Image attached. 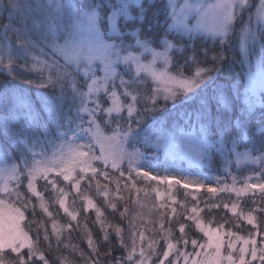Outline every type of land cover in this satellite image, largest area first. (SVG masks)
I'll list each match as a JSON object with an SVG mask.
<instances>
[{"label":"snow or ice","instance_id":"snow-or-ice-1","mask_svg":"<svg viewBox=\"0 0 264 264\" xmlns=\"http://www.w3.org/2000/svg\"><path fill=\"white\" fill-rule=\"evenodd\" d=\"M83 3L81 10L72 0H46V3L41 0H7L6 4L0 0V20H7L0 25V73L15 79L13 73L17 67L22 72H34L40 76L39 81L25 83H36L37 89H51V95L40 93L42 111L47 113L48 121L41 120L30 105H24V123L19 129L11 127L17 119L15 116L5 117L0 122V134L9 137L15 148L14 156L0 155V264H51L39 247L40 229L45 225L37 223L35 240L29 235L35 221H29L24 227L21 225L31 205L29 193L38 198L40 208L51 215L35 184L43 180L45 186L51 185L54 192L63 193L64 190L57 187L56 179H50L52 173L62 177L63 181L72 182L77 191L88 172L92 174L89 179L96 180L98 189L100 181L96 177L102 176L115 183L117 192L122 180L126 181L125 188L129 184L135 188L137 179L169 184L174 181L185 189H199L204 185L160 177L152 174L151 169L159 167L161 152L165 162L183 156L202 164L208 161L210 167L215 149L223 158L233 185L236 177L230 171L232 163L239 166L243 161L252 166L259 165V172L248 179L262 182L246 181L242 188L233 186L231 190L240 196L259 189L261 200H264V111L260 112L258 122H253V109L261 103L258 94L264 93V0H258V8L250 0H215L214 3L183 0L180 4L176 0H163V7H158L156 0H98L96 3L83 0ZM5 10L6 17L3 15ZM253 10L259 25L256 29L251 27ZM245 13L249 18L248 26H244ZM190 17L196 19V24L191 27L188 25ZM236 21L243 27L240 48L245 59L242 63L249 64L245 84L246 108L225 123L221 117L227 102L216 85L223 52L211 56L212 66L202 67L201 64L209 58V50H201L195 41L207 34L214 41L219 39L223 48ZM161 28L164 29L162 33L158 31ZM173 33L179 37L175 44L168 40ZM142 34L144 39L140 38ZM128 36L134 43H125ZM155 46H162L165 50L157 51ZM257 51L259 63L253 72L249 57ZM169 52L177 58L174 64ZM146 54L152 57L149 64L142 62ZM157 58L163 60L162 69L157 68ZM17 61L24 63L17 65ZM170 64L175 68L174 75L168 67ZM193 67L194 75L185 77V71H191ZM121 68L123 71L119 70ZM142 73L150 76L157 86L149 89ZM161 100L165 105L172 101L171 109L166 110H181L178 121L169 126L163 117L152 116L151 122L145 125L146 117L161 108ZM213 103L217 108L215 113ZM5 111L12 110L6 107ZM100 119L105 127H111L110 135H105L98 122ZM213 132L220 136L215 142L210 139ZM85 137L87 139L81 143ZM54 141H59V145ZM46 145L59 150L52 159L38 160L37 157H45L43 148ZM241 146L242 151L239 150ZM37 147L42 151H35ZM229 157H235V160H229ZM149 158L156 163L145 169L143 162ZM109 168L118 173V177H110ZM215 191V188L208 187V192ZM102 194L108 195L107 185ZM84 199L85 211L96 208L92 199L87 196ZM252 203L256 206L244 219L255 231H250L247 237L231 230L222 233L223 225L217 228L207 226L199 218L197 207H193L192 215L185 219L192 221L203 236L189 238L186 224L180 223L175 242L169 228L159 250L160 240L154 237L148 240L145 249L146 237L141 231L137 251V233L131 223V246L123 241V229L115 226L117 246H110L109 235L104 232L103 242L109 245L104 250V264H252L257 260L264 264V232L253 215L256 212L264 216V206L255 198ZM59 207L71 220L77 219V213L70 212L65 206V199H59ZM111 207L115 209L116 205L113 203ZM231 210L235 214V204ZM126 212L127 209L121 216ZM96 213L99 218V208ZM192 226L187 225L188 228ZM68 227L71 228V224ZM52 229L59 243L56 223L52 224ZM225 235L230 239L225 241ZM257 236L260 237L259 247ZM43 239L49 241L46 230ZM238 243L241 246L237 253ZM87 244L91 250L85 257L87 264H101L100 246L90 234ZM189 245L192 251H188ZM73 251H76L75 246ZM80 254L84 257L83 252Z\"/></svg>","mask_w":264,"mask_h":264},{"label":"trees","instance_id":"trees-1","mask_svg":"<svg viewBox=\"0 0 264 264\" xmlns=\"http://www.w3.org/2000/svg\"><path fill=\"white\" fill-rule=\"evenodd\" d=\"M76 1L78 4H81L78 0ZM5 3H7V0H5ZM156 3L158 7H162L160 1H156ZM161 20H163V16H161ZM4 21L5 20H0V25H2ZM13 23L15 24L16 22L13 21ZM158 31L162 33L164 29L161 28ZM141 38H145L143 34L141 35ZM168 39L176 43L179 37L170 34ZM231 41L233 46H230L234 47L235 41L230 39L228 44H230ZM195 44L200 48L198 40L195 41ZM217 52H223L224 59L220 65H223L222 67L225 69L224 66L228 60L224 55L226 50L217 48L216 53ZM176 59V56H173L174 63L176 62ZM201 60H203V57H201ZM22 63L24 62H16L17 65ZM28 63L31 64L32 61L29 59ZM180 63H183V61L181 60ZM209 65L212 66V62L208 64L207 61H204L201 64V66L204 67ZM15 72L16 73H13L15 79H12L6 74L0 73V122H2L5 117L15 116L17 119L13 121L11 127L13 129H19L21 124L24 123V105H30L34 113H39L41 120L48 121L49 118L47 113L42 111L40 93L46 92L51 95V89H37L36 83H25V81L28 80L38 82L40 76L37 73L28 71L22 72L18 69ZM217 79L218 77H216V80ZM5 86H7V88H5ZM148 86L149 89L152 88L150 84H148ZM209 92L211 94V90H209ZM230 102L231 101L228 99V106L221 117L225 123H227L231 117H234L245 110L244 105L236 100H233L232 103ZM160 104L161 108L159 110L146 117L145 125L151 122L152 116H155L157 119L163 117L169 126L174 125L178 121V114L181 113L179 108L174 111L166 110L171 109L172 101H169L167 105H165L164 101L161 100ZM6 107L10 108L12 111H5ZM212 111L214 113L217 111L215 103L212 104ZM261 111H264V109H260L257 112L254 111V124L258 122ZM99 122H102L104 128V121L100 119ZM104 129L108 132H111L112 130L111 127H105ZM232 134H236L234 130ZM86 139L87 138L85 137L80 142L83 143ZM214 139L219 140L220 136L217 134ZM59 143V141H54L55 145H59ZM0 149L3 150L2 153L6 154V156L8 154L15 155V148L12 146L10 138L3 134H0ZM240 149H243V146H241ZM58 150V147L46 145L43 148L45 157H37V159H52L53 154L58 152ZM35 151L40 152L42 149L37 147ZM220 161L223 162V159L220 156L215 157L214 155L210 172H200L204 178H201V181L197 182L203 184L204 187L199 189L195 187L185 189L182 184L173 185L174 181L169 184L161 181H145L137 179L135 188H131L130 184L128 188H125L124 183H126V181L122 180L120 191L117 192L115 183L105 180L102 176L96 177V179L100 181V187L98 189L96 180L89 179L92 174L91 172H88L85 179L81 181L79 191H77L72 186V182L63 181L62 177L55 176V173H52L50 179H56L57 187L62 188L64 190L63 193L54 192L51 185L45 186L43 180H38L36 184L44 201L47 203L48 212L51 213V215L49 216L48 213L44 212L43 209L40 208V200L29 193L28 196L31 199V205L25 215V225L29 221H35V223H32L31 225V232L34 240L36 238L37 223H43L45 225V228L40 229L39 247L46 253L51 264H87L85 257H87L91 251L87 244L89 234L97 245L100 246L99 258L101 264H104V250L109 246L105 245L103 242L104 232L106 231L109 235L111 241L110 246L115 247L118 244L115 226L121 227L123 229L122 236L124 243L131 246V235L129 231L130 223L137 233V251H139L141 244L138 235L141 231L144 232L146 237L143 242L146 250L148 240L153 237L160 240L158 250L159 248H162L164 243L163 235L169 228L173 231L172 240L175 242V238L179 235L178 227L180 223L186 224V232H188L189 238H200L203 234L199 233L198 230L194 228L192 221H187L185 219L186 216L192 215L191 209L193 207H197L198 216L206 225H212L215 228L223 225V228L221 229L223 233L231 230L247 237L250 231L255 230L252 229L251 225L247 224L244 217L256 206L252 203L254 198L259 201L261 206H264V200H261L262 194L257 192L252 195L237 196L231 188L224 187L228 173L222 169V163ZM143 163L145 169H148L150 165L156 162L149 158ZM97 166L99 167V165ZM108 171L110 177H118V173H114L110 168ZM151 171L152 174L159 175L160 177H174V174L180 171L181 177L179 179L182 181H184L185 178H188L191 173L196 172L195 170L187 169L181 164L169 159L165 162L162 152L159 167L152 168ZM209 177H211V179H209ZM188 181L193 182L191 180ZM105 185H107L108 190V195L106 197L102 194ZM209 186L215 188L216 191L211 193L208 192ZM137 189H139V191H137ZM22 191H26V188H22ZM159 191L167 192V194L174 192V198L169 199L165 197L160 199L158 197ZM85 196L92 199L96 208L100 209L101 215L99 218L97 217L96 208H91L85 211ZM61 198L65 199V206L68 207L70 212L75 211L77 213V219L75 221L71 220V218L64 213L63 209L59 207V199ZM113 203L116 205L115 209L111 207V204ZM233 204L236 205L235 214L230 209ZM225 205L228 207L226 208ZM33 208L35 209V212H33ZM125 209H127V212L122 217L121 213L125 212ZM253 215L256 216L261 231L264 232V216H261L256 212H253ZM53 223L57 224L56 231L59 232V243H57L56 232L52 229ZM69 224H71V228L68 227ZM161 225H163V228H161ZM187 225L193 226L188 228ZM45 230L49 235V241L43 239ZM257 241L259 247V236H257ZM73 246L76 247V251H73ZM237 249H239V243L237 244ZM188 251H192L191 245H189ZM81 252L84 253V257L81 256ZM116 255H120V253H116ZM58 258H65V260L62 261ZM247 259H250V257H247ZM153 260H155V257H153ZM252 264H259V261H253Z\"/></svg>","mask_w":264,"mask_h":264},{"label":"rangeland","instance_id":"rangeland-1","mask_svg":"<svg viewBox=\"0 0 264 264\" xmlns=\"http://www.w3.org/2000/svg\"><path fill=\"white\" fill-rule=\"evenodd\" d=\"M81 4H78V2L76 0H72V3L75 6H80L81 10H83L84 7V3L83 0H78ZM156 1H160L162 7H163V0H156ZM5 2V0H4ZM42 3H46V0H41ZM98 2V0H92V3H96ZM177 4L183 3V0H176ZM190 2H195V0H190ZM206 3H214L215 0H205ZM250 3L255 6V8H258V0H250ZM6 4V3H5ZM5 16L7 15V11L5 10V12L3 13ZM55 15V13H54ZM37 19H41V17H37ZM244 26H248V14L245 13L244 17ZM7 23V20L5 19L4 23ZM2 24V25H3ZM196 24V19L195 18H189L188 20V25L191 27L193 25ZM251 27L253 29H256L257 27H259L258 23H257V14L256 11L253 10L252 11V16H251ZM242 33H243V27L241 25V23L239 21L234 22V26H233V30L230 32L229 35V40H233L235 41L234 43V47H232V41L230 42V44L226 43L223 48L220 47L219 44V39H216L215 41L213 40V38L210 35L207 34H202L200 36L198 40L199 45H200V49L204 50L207 49L209 50V58L207 60V63L210 64L211 61V56L214 55L216 53L217 48L220 49H225L226 52L224 53V55L227 57V61H226V65L224 66L225 69L220 65L219 67L221 68L222 71H220L218 74H216V77H218V79L216 80V84L220 87V89L222 90V94L224 95L226 102H227V106H228V99L231 101L230 103H232L233 100H236L237 102L241 103L242 105H244V108H246L245 105V84H246V79H247V73L249 72V64L247 63H242V60H244L245 58L242 56V52H241V48H240V44L242 42ZM172 35L176 36L175 33H173ZM141 38V37H140ZM143 39V38H141ZM169 40V39H168ZM172 43H174L172 40H169ZM59 42H63L62 40H60ZM125 43L126 44H132L134 43V40L131 36L125 37ZM175 44V43H174ZM206 44V45H204ZM232 45V46H230ZM157 48V51H164L165 49L162 46H155ZM132 51H136L139 52L140 50L138 49H131ZM169 55L172 56V61H173V55L171 52H169ZM259 52L257 51L256 53L252 54L249 57L250 60V67L251 70L253 72H255L257 70V65L259 63ZM152 61V57L151 55H145L142 57V62L144 64H149ZM174 64V61H173ZM156 65L158 69H162L164 67L163 65V60L157 58L156 60ZM169 69L171 70L172 74H175V68L172 66V64H170ZM204 67V66H202ZM206 67H210L206 66ZM17 69L19 70V68L17 67ZM120 71H123V68L119 69ZM18 72V71H17ZM195 69L194 67L191 69V71H185L184 76H191L194 75ZM16 73V72H14ZM225 74V76H224ZM99 75V73H98ZM143 76L146 77L147 79V84H150V86L152 88L156 87L157 85H155L150 76H147L146 73H142ZM228 80V81H227ZM160 87H163V85H160ZM169 87H175L174 85H169ZM230 91V93H229ZM233 93V94H232ZM259 99L261 103H257V106L255 109H253L254 111H258L260 109H264V93H259ZM230 96V97H229ZM229 97V98H228ZM228 98V99H227ZM24 101V100H22ZM99 122V121H98ZM101 125V128L103 129L105 135H110L111 132L106 131L103 128L102 122H99ZM215 135H217L215 132L210 134V139L215 142L217 139H214ZM240 151H242L243 149H239ZM97 154H99V148L97 147L96 149ZM163 154V153H162ZM0 155H4L6 156V154L0 152ZM215 157H218L221 155L215 151V149H213L212 151V159ZM253 155H257V153H253ZM164 156V155H163ZM222 158V157H221ZM48 159V158H47ZM212 159H211V165H212ZM223 159V158H222ZM169 160L177 162L179 164H181L183 167L190 169V170H195L196 172L191 173L188 178H185L184 181H188L191 180L193 182H197V181H201V178L203 179L204 177L200 174V172H210V169L212 168L211 165L209 167L208 161H204L203 164L200 161H197L195 159H190L188 157H183V156H178L175 160H172L171 158H169ZM229 160L234 161L235 157H229ZM215 161V159H214ZM221 162V161H220ZM222 163V169L226 171V173H228V170L225 169L224 163ZM259 165L256 166H252L250 164H247L245 162H241V164L238 166L236 163H232L231 164V174L232 176L236 177V183L235 185H233V181L231 176L227 175V178L225 180V184L224 187H228V188H242L244 186V183L247 181L249 183H260L262 181L258 180V179H248L250 176H253L255 173L259 172ZM201 172V173H202ZM176 179H179L181 177V172H176L174 174ZM209 179H211V177H209ZM206 183V182H203ZM173 185H176V183L174 182ZM35 187L37 189V191H39V188L37 186V184H35ZM212 187V186H211ZM257 192H260L259 189H255V190H249L246 193L241 194L242 196L245 195H252L255 194ZM174 192H170L169 194H167V192L164 191H159L158 192V197L160 199L162 198H169V199H173L174 198ZM230 209H232V206L230 207ZM232 211V210H231ZM236 213V211H235ZM26 215V213H25ZM201 217V215H200ZM22 227L25 226V221L22 222ZM210 226V225H207ZM211 227L215 228L214 226L211 225ZM27 230V229H26ZM222 232V230H221ZM223 233V232H222ZM29 235L32 236V232H29ZM33 237V236H32ZM225 241L229 240L230 238L227 236L224 237ZM205 240L207 239L206 237L204 238ZM241 245L239 244V247ZM238 251V249H237Z\"/></svg>","mask_w":264,"mask_h":264}]
</instances>
